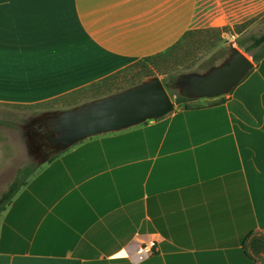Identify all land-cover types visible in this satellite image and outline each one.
<instances>
[{
  "label": "crops",
  "instance_id": "obj_1",
  "mask_svg": "<svg viewBox=\"0 0 264 264\" xmlns=\"http://www.w3.org/2000/svg\"><path fill=\"white\" fill-rule=\"evenodd\" d=\"M264 0H0V105L71 98ZM264 46V45H263ZM195 99L43 163L0 215V264H264V55ZM157 242L155 254L137 249Z\"/></svg>",
  "mask_w": 264,
  "mask_h": 264
},
{
  "label": "rangeland",
  "instance_id": "obj_2",
  "mask_svg": "<svg viewBox=\"0 0 264 264\" xmlns=\"http://www.w3.org/2000/svg\"><path fill=\"white\" fill-rule=\"evenodd\" d=\"M247 12L251 14L242 23L196 33L174 50L170 58L150 62L146 71L135 67L123 72L104 87L85 89L71 98L43 104L0 105V119L6 122V125H0V195L11 184L19 169L41 166L52 157L51 150L45 148L39 135L41 119L111 96L118 90L130 89L137 83H144L155 77L164 81L171 76L179 79L193 72L206 73L211 61L217 66L229 57L232 46L241 49L253 62L255 56H263V45L250 53L245 52V46L252 45L251 36L260 37L264 34V9ZM241 42L245 43L244 47L240 46ZM150 121L152 120L147 122Z\"/></svg>",
  "mask_w": 264,
  "mask_h": 264
},
{
  "label": "water",
  "instance_id": "obj_3",
  "mask_svg": "<svg viewBox=\"0 0 264 264\" xmlns=\"http://www.w3.org/2000/svg\"><path fill=\"white\" fill-rule=\"evenodd\" d=\"M255 63L238 47L229 57L206 73H189L175 86L188 99L219 98L230 94L255 69ZM163 82L152 78L111 96L47 117V141L54 146L51 156L59 155L78 143L106 133L125 130L162 119L175 111Z\"/></svg>",
  "mask_w": 264,
  "mask_h": 264
},
{
  "label": "trees",
  "instance_id": "obj_4",
  "mask_svg": "<svg viewBox=\"0 0 264 264\" xmlns=\"http://www.w3.org/2000/svg\"><path fill=\"white\" fill-rule=\"evenodd\" d=\"M212 30H215V29H212ZM208 31H210V30H198V31H194V32H188L183 36V38L176 45L171 47L169 50H167L163 53L157 54L155 56L144 58V59L140 60L139 62H137V63L127 67L126 69L122 70L121 72H118V73H116V74L96 83V84H93L89 88H86V89H92V88H96V87H98V88L104 87L103 85L107 84L109 81H111L115 77L119 76L121 73L126 72L130 69H133L135 67L139 68L137 70L146 71L149 69L148 64L150 62L155 63L156 59H159V58H170L171 56H173V51L176 50L189 37H191L192 35H194L196 33H206ZM250 39L253 42L250 47H246L244 42L240 43V46H243V47L245 46V52L246 53H250L252 50L258 49L262 45H264V34L260 37L251 36ZM259 60H260V57H258V56L254 57L255 63H258ZM215 66L216 65H215L214 61H211L209 68L211 69ZM148 75L146 77L151 76V75H149V76ZM139 76H142V75L139 74ZM177 80L178 79L175 76H171L168 80L162 81L165 88L167 89L169 95L171 96L173 102H174V99H175L176 105H181V104H186L188 102H191L192 101L191 99H188V98L182 96L180 94V92L177 90V87L175 86V83ZM142 83H143V81L133 85L130 88H133V87L140 85ZM128 89L118 90L116 93H120V92L128 90ZM81 91H79V92H81ZM0 125H6V122L4 120L0 119ZM57 156H53L48 161L49 162L52 161ZM39 168H40V166H27V167H24V168L18 170V172H17L15 178L13 179V181L11 182V184L0 195V215L10 206L13 199L17 196V194L22 190V188L27 184L29 179L37 172V170ZM253 244H255L254 245L255 249L257 248V249L264 252V236L256 237L253 240Z\"/></svg>",
  "mask_w": 264,
  "mask_h": 264
},
{
  "label": "built area",
  "instance_id": "obj_5",
  "mask_svg": "<svg viewBox=\"0 0 264 264\" xmlns=\"http://www.w3.org/2000/svg\"><path fill=\"white\" fill-rule=\"evenodd\" d=\"M156 246H157V242L154 240H150L142 244L137 249V254L142 255V256H152L155 254Z\"/></svg>",
  "mask_w": 264,
  "mask_h": 264
},
{
  "label": "flooded vegetation",
  "instance_id": "obj_6",
  "mask_svg": "<svg viewBox=\"0 0 264 264\" xmlns=\"http://www.w3.org/2000/svg\"><path fill=\"white\" fill-rule=\"evenodd\" d=\"M48 120L45 118V119H41L40 120V132H39V135L42 137V142L45 144V148L46 149H52L53 148V144L50 143L49 141H47V137H48V132H47V129H48Z\"/></svg>",
  "mask_w": 264,
  "mask_h": 264
}]
</instances>
